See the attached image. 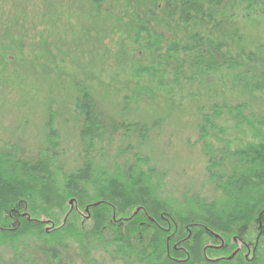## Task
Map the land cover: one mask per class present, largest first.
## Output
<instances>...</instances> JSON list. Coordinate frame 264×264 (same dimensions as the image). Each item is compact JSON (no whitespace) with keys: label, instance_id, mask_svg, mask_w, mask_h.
<instances>
[{"label":"trees","instance_id":"16d2710c","mask_svg":"<svg viewBox=\"0 0 264 264\" xmlns=\"http://www.w3.org/2000/svg\"><path fill=\"white\" fill-rule=\"evenodd\" d=\"M103 1L88 0L96 15L104 10ZM132 1L116 10L130 25L123 30L118 19V29L125 33L122 41L130 42L132 51L145 59L127 62L126 69L133 70L134 92L160 90L165 102L173 106L185 85H196L197 92L210 91L212 76L242 96L264 92V47L244 48L247 39L239 27V22L264 17L263 2ZM245 110L244 104L197 110L199 139L209 157L206 171L219 196L212 202L190 200L179 206L157 193L147 157L133 155L123 171L113 173L95 163V146L103 137L119 131L141 143L148 127L111 121V131L90 91L81 90L74 104L84 148L80 168L58 177L53 115L46 125L47 145L35 161L15 158V146L0 153V243L11 245L15 260L38 253L52 264H64L60 250L66 251L72 241L85 264L95 263L91 254L97 247L113 264L227 262L203 257L204 251L209 252V242H216L207 239L209 231L226 243L236 238L253 245L257 236V253L264 246V116L245 115ZM224 112L231 117L225 124H246L247 129L240 132L245 137L249 131V139L234 144L226 138L227 128L216 122L224 119ZM49 224L53 227L47 231ZM25 239L33 243H24ZM257 258L249 263L243 259L242 264H258Z\"/></svg>","mask_w":264,"mask_h":264},{"label":"rangeland","instance_id":"374dc122","mask_svg":"<svg viewBox=\"0 0 264 264\" xmlns=\"http://www.w3.org/2000/svg\"><path fill=\"white\" fill-rule=\"evenodd\" d=\"M128 1L133 2L104 0V10L96 15L88 0H0V153L15 146V158L35 161L47 145L46 125L53 115L58 177L80 168L84 148L79 142L74 104L80 91L88 89L108 127L111 121L148 127L147 138L141 143L134 136L123 137L119 131L115 134L109 127L113 135L103 137L95 146L98 166L111 173L123 171L133 161V155L139 154L149 159L151 182L162 198L179 206L190 200L212 202L219 192L206 171L209 157L199 139L197 110L244 104L245 115L264 116V92L242 96V92L229 90L226 82V87L219 85L215 76L210 78V91L197 92L196 85L184 84L173 106L165 102L160 90L134 92L133 70L126 69L127 62L145 59L137 50L132 51L130 42L122 41L123 30L130 25L117 10ZM118 19L123 22L122 31L118 29ZM239 27L247 39L244 48L264 47L263 16L239 22ZM227 79L224 73V81ZM224 114V119L216 122L227 128L225 136L229 141L235 144L250 138L249 131L245 137L241 135L240 131L247 129L245 123L225 124L231 117ZM52 227L49 224L45 229ZM233 239L230 251H204L203 257L227 260L221 264L253 261L255 257L250 254L244 257L245 251L234 256L239 242ZM24 243L31 245L33 241L25 239ZM6 244L0 243V264H52L47 256L38 253L15 260L11 245ZM59 254L64 264H85L74 241ZM109 257L99 247L91 254L94 264H113ZM256 257L258 264H264V246Z\"/></svg>","mask_w":264,"mask_h":264},{"label":"flooded vegetation","instance_id":"af4514ba","mask_svg":"<svg viewBox=\"0 0 264 264\" xmlns=\"http://www.w3.org/2000/svg\"><path fill=\"white\" fill-rule=\"evenodd\" d=\"M257 227L258 228L260 227V229L262 228V226H260V224ZM260 229H259V232H258L257 235H259V233H261ZM207 235H208L207 236L208 240L212 239V240L216 241L215 243L208 241L209 242V244L207 246L208 250L222 251V252L230 251L231 245L229 243H226L223 238H220L218 235H216V234H214L212 232H209V231H208ZM215 236H218V238L215 237ZM238 242H239V248H235L234 249V251H235L234 252V256H239L240 252L245 251L244 257H248L249 254L252 255V257H256V254H257L256 250H257V243H258V237L257 236L255 237L253 245H251L248 241H237V243ZM204 257H206V256L204 255Z\"/></svg>","mask_w":264,"mask_h":264},{"label":"water","instance_id":"95a60500","mask_svg":"<svg viewBox=\"0 0 264 264\" xmlns=\"http://www.w3.org/2000/svg\"><path fill=\"white\" fill-rule=\"evenodd\" d=\"M69 206H70V208L72 209L73 201H70V202H69ZM93 206H96V205H93ZM138 211H139V209H137V210L135 211L134 215H135ZM85 212H86V213L88 212V208L85 209ZM86 218H88V216H87ZM215 237L218 238V236H215ZM228 260H230V258H228Z\"/></svg>","mask_w":264,"mask_h":264}]
</instances>
